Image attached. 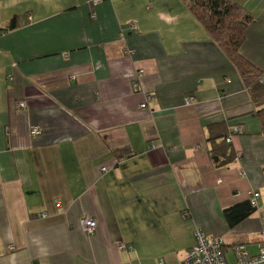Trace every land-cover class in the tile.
Wrapping results in <instances>:
<instances>
[{"label":"crops","instance_id":"crops-1","mask_svg":"<svg viewBox=\"0 0 264 264\" xmlns=\"http://www.w3.org/2000/svg\"><path fill=\"white\" fill-rule=\"evenodd\" d=\"M238 1L254 16L240 53L264 71V0ZM255 112L183 0H0V264H182L197 229L229 263L238 246L258 256ZM254 193L257 211L230 227L224 211Z\"/></svg>","mask_w":264,"mask_h":264},{"label":"trees","instance_id":"trees-1","mask_svg":"<svg viewBox=\"0 0 264 264\" xmlns=\"http://www.w3.org/2000/svg\"><path fill=\"white\" fill-rule=\"evenodd\" d=\"M185 6L199 22L208 36L224 52L239 73L243 85L249 93L256 108L254 116L257 117L261 131L264 134V71L257 68L245 59L240 50L246 41L249 26L254 21V16L238 0H183ZM17 19L14 18L8 27L2 31L15 29ZM229 134V132H228ZM221 136L218 145L225 154V163L234 158L231 144L226 142L228 136ZM212 141H216L215 138ZM215 147L211 157L219 163L223 153ZM257 211L251 201H244L227 208L224 216L230 227H235L249 218Z\"/></svg>","mask_w":264,"mask_h":264},{"label":"built area","instance_id":"built-area-1","mask_svg":"<svg viewBox=\"0 0 264 264\" xmlns=\"http://www.w3.org/2000/svg\"><path fill=\"white\" fill-rule=\"evenodd\" d=\"M135 29V27H132ZM143 75V71H139L137 74V78L140 79ZM264 83V79L261 80ZM138 82H136L135 86H138ZM149 99V97H147ZM146 99V100H147ZM194 101L193 97H189L186 99V105H190ZM25 107L23 103L21 105ZM147 103H143L140 108H145ZM242 128L239 126L231 127L229 134L226 138V142L230 144L234 138V136L241 134ZM41 135V130L38 128H32L31 136L36 138ZM103 171L106 169L103 168ZM260 197L259 193H254L251 201L253 207L258 209V199ZM46 216V215H45ZM44 216V217H45ZM80 227L82 230L92 235L97 228V222L94 219L83 217L80 220ZM195 245L190 248L182 261V264H264V244L261 249V253L258 256H251L249 252L243 246H238L235 248V261L233 263H229L226 259L224 252V242L220 238H211L207 237L201 229H197L195 232ZM120 249H126L128 246L121 243L119 245ZM160 264H164V262H160Z\"/></svg>","mask_w":264,"mask_h":264},{"label":"rangeland","instance_id":"rangeland-1","mask_svg":"<svg viewBox=\"0 0 264 264\" xmlns=\"http://www.w3.org/2000/svg\"><path fill=\"white\" fill-rule=\"evenodd\" d=\"M264 79V78H263Z\"/></svg>","mask_w":264,"mask_h":264}]
</instances>
